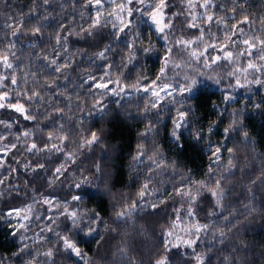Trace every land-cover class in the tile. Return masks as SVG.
I'll return each mask as SVG.
<instances>
[{"label": "trees", "instance_id": "trees-1", "mask_svg": "<svg viewBox=\"0 0 264 264\" xmlns=\"http://www.w3.org/2000/svg\"><path fill=\"white\" fill-rule=\"evenodd\" d=\"M202 3L190 7L187 0H169L172 26L165 39L139 14L126 21L131 23L122 33L109 14L92 27L97 15L88 0H0V56L7 55L13 65L0 64V76L9 77L0 93L8 92L6 104H23L26 110L0 108V120L11 125L0 124V145L8 146L0 154V211L32 200L45 211L41 199L49 195L68 200L76 210V222L60 218L46 240L31 244L33 253L0 219V264H157L163 259L165 264H264V84L235 99L204 84L175 97L176 103L163 101L160 116L155 109L144 111L147 93L118 97L96 88L101 77L127 86L155 81L169 43L197 36L205 14L213 17L216 42L222 40L235 54L246 32L264 41V0H211L209 8ZM196 10L205 16H195ZM36 27L41 31L33 35ZM15 28L21 30L14 36ZM57 35L67 39L58 45ZM51 59L68 66L56 73ZM33 92L42 99L29 100ZM181 112L187 122L176 140L173 121ZM150 123L154 128L148 132ZM93 133L98 141L89 145ZM33 143L37 148L28 151ZM126 210L131 215L118 219ZM179 216L208 228L191 245L174 244L168 233ZM90 229L95 231L86 235ZM64 236L85 261L64 247Z\"/></svg>", "mask_w": 264, "mask_h": 264}, {"label": "rangeland", "instance_id": "rangeland-1", "mask_svg": "<svg viewBox=\"0 0 264 264\" xmlns=\"http://www.w3.org/2000/svg\"><path fill=\"white\" fill-rule=\"evenodd\" d=\"M119 2L120 0H117V3ZM147 2L151 4L157 2V0H147ZM197 2L198 0H193L194 4H196ZM166 3L169 6V0H166ZM92 5L94 7L96 15L98 11L101 13L100 16L102 17H105L107 14H109L108 11L116 12L117 14H120L124 17L125 22L127 20H130V18L134 15L139 14L145 19V21H148L156 30V26L152 24L148 16L141 15L139 12L135 11H133V14L131 16H129L127 12L119 13V9L117 8L116 4L112 3L111 0H102V7H97L95 5V0H93ZM128 7H132L133 9L137 7L144 8L143 5L135 4V0L133 4L128 5ZM167 7L163 10L165 16L164 22L171 24L169 7L168 12ZM193 8L199 9L200 7ZM204 14V11L196 10L194 15H197L199 17L205 15L211 16V14ZM110 17H113L119 23V26L123 27L120 21L116 19L115 15ZM210 26L211 25L208 20L202 21V24L199 25L200 30L197 36H194L191 39L177 38V40L175 39L171 43H169V49H171V51H168V55L165 57L162 66L164 67V76L161 78L160 81H158V83H167L173 86H183L185 84L191 83V81L194 79L196 81V84L191 93L195 92L201 85L210 84L214 87L223 89L227 97L230 96L231 99H235L237 96L243 93V91L252 90L257 85H259L255 83L256 79L264 81V60L260 59V56L264 55V46L261 45L262 40H260L259 37L255 38V36L246 32L244 34L243 40H249L255 45V47L249 49L248 45L242 43L238 54H235L233 50L231 51L227 48V45H225L222 40H218L216 42L215 36L212 33L214 29L211 30ZM223 29H226V27L224 26ZM170 30L171 27L166 28L164 33L159 34L164 37H167L170 35ZM201 30L203 31L201 32ZM201 35H203V39L198 40L197 38ZM180 40H190L194 43L185 47L184 45L177 44V41ZM208 45H214V47H208ZM192 51H196L197 53L203 52L204 55L201 56L199 60H197L191 57ZM226 52H231L232 56L226 59ZM249 52L251 54H249ZM216 57H219L220 59L216 60V62L213 63V59ZM166 60L167 65L165 66ZM205 61H207V67L205 66ZM249 63L254 64L255 68H249ZM229 73H232V75H229ZM186 77L188 79H185ZM112 81L119 80H113L104 77L102 80L98 81V83H107L109 89H115L117 92H119V94L116 95L113 94V92L108 91L107 89L104 90L118 97L129 96L135 93H145L143 91L133 90L130 87L131 85L127 86L125 84H121L120 82L116 84L112 83ZM152 82L153 81L147 83H139V85L148 86ZM177 90H179V88H177ZM184 94L190 93L185 92ZM179 96L182 95H175V97ZM168 99L169 98H166L165 100ZM181 128L176 130L177 133L180 131ZM6 151L7 150H5V145H0V154L5 153ZM45 200H49L50 203H44ZM41 202L45 205V211L40 209L41 205L39 206V202L33 200L22 206L14 207L5 211H0V219H5L10 224L13 230L17 232L19 236L18 238L21 240L22 245L24 247L28 246L27 249L32 253L34 251H31V244L36 241L42 242L43 240H46L50 236L49 227L52 224L58 223L60 218L62 217H69L70 219L72 217L71 213H76L75 208L70 205L68 200L59 199L53 195L43 197L41 199ZM25 217H27V219ZM195 226H201V230L197 231ZM202 226L203 225L198 222H191V218L189 217L179 216L177 222L170 231L173 234L171 236L168 235V240L173 242L174 244L189 245V241L194 243L199 237L201 231L204 229ZM64 238L69 239L66 236H64ZM72 253L82 261H85L87 259L82 252L81 256H77L74 252ZM163 260L166 263V259ZM32 262L34 264H37L35 261Z\"/></svg>", "mask_w": 264, "mask_h": 264}, {"label": "snow or ice", "instance_id": "snow-or-ice-1", "mask_svg": "<svg viewBox=\"0 0 264 264\" xmlns=\"http://www.w3.org/2000/svg\"><path fill=\"white\" fill-rule=\"evenodd\" d=\"M43 2L45 4L48 3V0H43ZM112 3L116 4L117 8L119 9V13H125L127 12V14L129 16H131L133 14V11L135 12H139L141 15H146L148 16V18L151 20L152 24L156 26V31L158 33H164L165 29L166 28H170L171 27V24L170 23H165L164 22V19H165V16H164V9L168 6L167 3H166V0H157V2H154V3H151L149 4L147 2V0H135V4H139V5H143L144 8H132V7H128V5H132L134 0H120L119 3H117V0H111ZM188 4L190 7L194 6L193 5V0H187ZM93 3V0H88V4H92ZM95 5L97 7H102V0H95ZM211 5V0H203V3L200 4V7L202 8H209ZM100 15L101 13L98 11L97 12V16L93 22V25L92 27H95V26H99L101 24V21H100ZM115 15L116 16V19L120 21V23L123 25V27H120L117 29V33H122L125 31L126 28H128L130 26V21L129 22H125L124 20V17L120 14H117L116 12H109V16H113ZM195 19V17L193 18ZM206 19L209 21V22H212L213 21V17L208 15L206 16ZM247 22V18L242 21V23H246ZM114 28L116 27L115 24L112 25ZM9 27L11 28L12 26L9 25ZM188 27H197V25L195 23H189L188 24ZM21 29L20 28H15L13 29L12 31V35H17V33L20 31ZM41 31L40 27H36L34 29H32V34L33 35H36L38 34L39 32ZM203 30H201L202 32ZM242 31V30H240ZM117 33H114V38L115 39H119V35ZM89 35H91V32H89ZM165 39H167V37H164ZM67 37H60L59 35H57L56 37V43L59 45L62 43V40H66ZM198 40H202L203 39V35H201L200 37L197 38ZM192 43H194L193 41H183V40H180V41H177V44H181V45H184L185 47H187L188 45H191ZM234 43V41H233ZM242 43L246 44L249 46V49L255 47V45L253 43H251L249 40L245 39L242 41ZM261 45L264 46V41H261ZM11 47H14V45H11ZM131 47V45H130ZM208 47H214V45H208ZM67 49L65 48V51ZM110 50V46H107L105 48L104 51L100 52L98 55L103 58L104 55H105V52L106 51H109ZM145 51H148L149 49H144ZM169 51H171V49H169ZM249 54H251L249 52ZM57 55H59V53H57ZM204 53L203 52H199L197 53L196 51H192L191 52V57L199 60V58L201 56H203ZM232 56V53L231 52H226L225 53V58H230ZM44 59H48L47 57H45ZM220 59L219 57H216L213 59V63L216 62V60ZM260 59L261 60H264V55H261L260 56ZM0 64H3V66L6 68V69H12L13 68V65L12 63L9 61V58L7 55H3V56H0ZM48 64L49 66L53 67L54 68V71L56 73H60L62 71L63 68L67 67L68 65L67 64H63V65H60V64H57V60L56 59H51L48 61ZM167 65V60L165 61V66ZM205 66L207 67L208 64H207V61H205ZM249 68H255V65L252 64V63H249L248 65ZM105 75H107V73H105ZM229 75H232V73H229ZM164 76V67L161 68V74L160 76H158L156 78V81H153L150 85L148 86H140L139 85V82L137 84H133L131 85L130 87L135 90V91H143L145 93H149L150 96H149V104L147 106H145V109L144 111L147 113L148 111H150L151 109H155L157 110V116H160L162 115V111H161V108H162V102L166 99V98H169V102L170 103H176L177 101L175 100V95H183L185 92H188V93H191L193 91V88L196 84V81L193 79L191 81V83L189 84H185L183 86H173V85H170V84H167V83H158V81L161 80V78ZM6 79H9V77H5V76H0V86H3L2 85V81L3 80H6ZM11 79V83L13 85L17 84L18 81L16 79L15 76H12L10 77ZM90 79H94V78H90ZM101 79H103L101 77ZM185 79H188L187 77ZM112 83H116L118 84L119 81H112ZM255 83L257 84H261V83H264V81H261L259 79H256L255 80ZM48 87H52V85H47ZM243 86V85H241ZM96 88L97 89H107L108 91L110 92H113V94H116L118 95L119 92H117L115 89H109L108 88V84L107 83H97L96 84ZM177 88H179V90H177ZM122 90V89H121ZM9 99V94L8 92H4L3 94H0V108H6V107H10L12 109H14L16 112H19L21 114H24L25 113V107L23 104H19V103H16V104H6L5 101ZM29 100H32V99H36V100H39V99H42V97L40 96L39 93H36V92H33V95L29 96L28 97ZM225 99H231V97H226ZM180 103H183V101H180ZM57 111H60L59 109H57ZM186 113L185 112H181L179 114V117L177 120L173 121V124H174V129L171 133L172 137L176 140H179V135L177 133V129L181 128L183 126L184 123H186L187 121L185 120V117H186ZM25 119H35L34 116L32 115H25L24 116ZM159 121H157L158 123ZM0 124H4L5 127H11L10 124H5L4 121L0 120ZM154 128V124H151L149 125L148 127V132H151ZM227 131V129L225 130ZM24 136H28L30 135V133L28 132H25L23 133ZM143 135L147 136V132L144 133ZM245 135L247 136V134L245 133ZM200 135L199 133L197 134V139H200ZM0 139H3L2 137H0ZM17 139H19V137H17ZM52 139V134L49 133V140ZM98 141V137L96 136L95 133L92 134V138L88 141H86L87 144L91 145L93 143H96ZM12 148H15L16 145L15 144H12L11 145ZM52 147L54 149H56L57 151H60L61 149H59L55 144L52 145ZM8 146H5V150H7ZM37 146L36 144H32L31 147L28 149V151H32L33 149H36ZM42 150V149H41ZM229 152H232V149H228ZM219 152H220V148L217 147L216 150H215V153H213L214 156H216V161L219 160ZM144 153L143 152H140V154L135 158L136 160H140V157L143 156ZM156 155V154H154ZM149 160L152 161L153 164L156 165V167H161V163L154 158V156H149L148 157ZM214 161V162H216ZM229 165L232 166V161L229 160ZM41 167H43V165H41ZM63 167V165L61 166ZM211 171V169H210ZM56 172L57 173H60L61 172V168H57L56 169ZM3 181H0V183H2ZM200 184L201 187H204V183L203 182H198ZM76 187H80L79 184L76 185ZM217 187H219V182L217 181ZM148 188V185L145 184L142 188V190L140 191L139 195L141 197V199L144 197L145 195V190ZM211 191V190H210ZM188 194L191 199L194 201L195 200V197L194 196H191V193H186ZM212 195L216 196L218 195V193L216 191H212ZM73 200H80L81 197L80 196H73L72 197ZM44 203H50L49 200H45ZM217 203H219V200H217ZM136 205L133 204L131 206L132 209H135ZM189 215H192V210L189 209ZM127 215H131V212L126 210V211H123V212H119L117 213V218L118 219H121ZM71 216L73 217V221L74 223L76 222L75 221V216H76V213H71ZM27 219V217H25ZM196 227V230L197 231H200L201 230V226H195ZM204 229H207L208 228V225H203L202 226ZM95 231L94 229H90L86 235H91L92 232ZM173 233L172 232H169L168 235L171 236ZM63 242H64V246L66 249H70L72 252H74L77 256H81V251L79 248L76 247V245L74 243H72L69 239L67 238H63ZM189 245H191V241L188 242ZM23 250V249H22ZM47 255H51V253H48ZM85 264H87V261H85ZM157 264H165V261L164 260H159L157 261Z\"/></svg>", "mask_w": 264, "mask_h": 264}]
</instances>
